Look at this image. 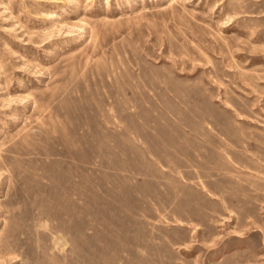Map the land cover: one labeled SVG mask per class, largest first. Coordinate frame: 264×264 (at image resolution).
I'll return each instance as SVG.
<instances>
[{"label":"rangeland","instance_id":"374dc122","mask_svg":"<svg viewBox=\"0 0 264 264\" xmlns=\"http://www.w3.org/2000/svg\"><path fill=\"white\" fill-rule=\"evenodd\" d=\"M0 264H264V0H0Z\"/></svg>","mask_w":264,"mask_h":264},{"label":"bare ground","instance_id":"6f19581e","mask_svg":"<svg viewBox=\"0 0 264 264\" xmlns=\"http://www.w3.org/2000/svg\"><path fill=\"white\" fill-rule=\"evenodd\" d=\"M65 242V241H64Z\"/></svg>","mask_w":264,"mask_h":264}]
</instances>
